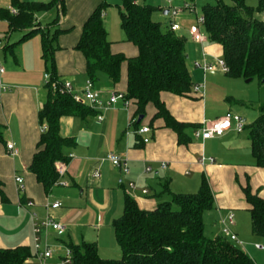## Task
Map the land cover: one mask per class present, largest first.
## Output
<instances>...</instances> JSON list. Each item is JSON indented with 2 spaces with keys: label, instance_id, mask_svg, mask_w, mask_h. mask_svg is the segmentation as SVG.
Segmentation results:
<instances>
[{
  "label": "crops",
  "instance_id": "0c3cea01",
  "mask_svg": "<svg viewBox=\"0 0 264 264\" xmlns=\"http://www.w3.org/2000/svg\"><path fill=\"white\" fill-rule=\"evenodd\" d=\"M104 1L107 2V8L103 11V19L112 42V50L134 57L138 53L137 47L125 40V33L118 30L121 18L117 21L112 12L114 6L111 2L119 0H65L64 13L58 3L47 11L35 14V24L43 28L44 32L47 31L49 37L53 38L56 33L53 47L56 49L54 62L57 75L61 81H72L76 92L82 89L88 76L86 58L75 46L82 34L84 22ZM121 1L120 5L117 4L118 17ZM193 3L196 5L195 1ZM143 4L163 8V13L156 14V17L153 13V18L163 20L169 27L171 17L168 3L162 7L156 0L150 3L144 0ZM174 5H178L175 0ZM0 6L11 8V0H0ZM196 17L194 12H184L179 19L181 29L177 33L187 34L186 51L192 79L194 84L203 83L205 87L202 93L192 92L185 96L162 92L161 99L178 121L189 124L201 126L204 120H214L228 111L236 112L247 120L251 115L247 112L249 109H244V100L223 96V93H219L223 89V78L209 76L216 72H205L194 64L195 61L203 60V50L210 55V59L223 57L211 54L218 47L222 50L219 44H213L208 39L201 44L192 39L189 29L196 23ZM8 29L10 33L5 35L0 47V64L5 67L1 79L9 88L0 93V123L5 128V143L0 145V176L7 196L5 201L0 197L1 248L27 246L34 253L30 214L34 211L39 219L50 213L67 226L62 236L51 232V236L65 245L83 241L96 242L101 257L119 258L113 221L123 213L127 195L134 197L141 208L152 210L159 202L171 197L169 193H163L165 183H169L173 192L194 193L206 179L215 196V207L205 214L206 228L212 236L220 234L222 225L219 220L232 210L235 214L233 231L244 242V249L255 262L264 264V254L260 253L264 249L255 246L257 243L263 245L264 237L252 232L250 205L243 191V187L249 184L253 192H259L264 198V167L255 164L249 134L245 133L248 132L247 128L242 132L231 129L221 137L207 140L195 138L194 128H189L191 141L181 144L177 133L166 127L162 118L152 120L156 111L152 104L148 106L147 114L138 125L135 121L139 122V117H134V106L125 107L123 101H119L114 107L102 109L83 104L91 109L86 116H63L60 119L61 135L75 140L73 146L66 148V153L73 155L63 177L68 185L57 184L46 192L29 170L41 135L39 110L49 96V88L45 82L49 66L43 57L42 34L38 32L20 41L27 29L10 30L9 22L0 20V40ZM12 31H20L22 34ZM95 87L101 90L100 97L104 103L109 100L111 91L124 92L127 87V64L122 66V77L118 84L113 86L110 80L104 78L95 83ZM99 114L104 116V120L98 119ZM259 115L260 107L251 120H256ZM143 126H148L149 131L140 133ZM145 138L149 141L144 142ZM8 141H12L19 150L16 156L8 151ZM109 152L128 159V174L108 160H102ZM201 156L212 157L214 161L200 164L198 159ZM164 163L166 167L162 166ZM95 169L100 171L98 178L91 176ZM17 175L25 179V193L19 190L15 180ZM130 182L136 184V189L130 187ZM142 189H147L148 192L145 194ZM28 200H33L35 205L27 207ZM57 200L62 202V206L47 207V203Z\"/></svg>",
  "mask_w": 264,
  "mask_h": 264
},
{
  "label": "trees",
  "instance_id": "16d2710c",
  "mask_svg": "<svg viewBox=\"0 0 264 264\" xmlns=\"http://www.w3.org/2000/svg\"><path fill=\"white\" fill-rule=\"evenodd\" d=\"M256 6L247 0H217L202 8L205 22L203 31L211 43L220 44L223 58L229 66L226 73L232 78L264 79V22L257 15L264 9V0ZM61 4L65 0L24 1L11 0V8L0 7V19L9 22L10 30H26L20 41L35 33L42 35L43 57L48 64L52 80H60L54 62L53 38L35 24V14ZM107 2H101L88 16L75 48L86 58V73L94 83L104 78L113 86L122 77V66L127 64V87L124 91L134 117L147 114L149 105L155 108L152 120L162 118L165 126L173 129L179 143L191 141L189 128L199 124L178 121L161 99L162 92L185 96L191 95L194 81L188 67L187 37L172 31L170 27L153 18L157 6L122 0L121 28L125 40L137 47L134 57L112 50V42L102 14ZM59 32H57L58 34ZM39 110L41 130L37 150L33 154L29 170L48 192L59 178L56 162H69L66 148L75 140L60 133L63 116H86L91 109L76 102L69 94L53 93ZM143 121V119L141 120ZM141 121L136 122V125ZM255 164L264 167V103L260 115L246 126ZM4 126L0 123V145L5 143ZM7 146V145H6ZM250 205L252 232L264 237V198L253 192L248 184L243 187ZM163 193L170 199L159 202L152 210L143 209L130 195L125 197L123 213L114 219L113 228L117 243L122 249L119 258H103L96 242L69 243L72 250L70 264H257L246 250L230 241L221 231L207 236L205 214L215 207V196L204 179L195 193L173 192L165 183ZM0 197L7 200L4 181L0 176ZM221 220V218H220ZM219 220V221H220ZM33 252L27 246L0 247V264H25Z\"/></svg>",
  "mask_w": 264,
  "mask_h": 264
},
{
  "label": "built area",
  "instance_id": "2783aa9c",
  "mask_svg": "<svg viewBox=\"0 0 264 264\" xmlns=\"http://www.w3.org/2000/svg\"><path fill=\"white\" fill-rule=\"evenodd\" d=\"M135 2H137L135 0ZM169 5L168 10L171 17L169 22V27L172 31L178 32L181 29V24L179 19L181 15L186 11L194 12L196 17V23L193 24L189 32L191 34L192 39L197 42L203 44L207 40V36L203 31V26L205 22V18L203 14L198 13L196 5L194 3L185 2L184 5L178 6L174 5V0H167ZM11 12L13 14H17L18 10L15 8H11ZM104 17V14H102ZM261 20L264 22V9L261 11L260 15ZM203 60L195 61L194 64L198 68H202L205 72H218L222 71L223 73L229 72V66L227 65L225 59L223 57H214L210 59V56L206 51L203 50ZM5 72V67L0 64V93L7 91L9 88L5 86L2 82L1 75ZM45 82L49 85L51 91L53 93H61V94H69L73 97V99L80 104H88L90 107L94 109H102L104 107H114L119 101H123L125 107L130 106V101L127 99L125 93L123 91L113 90L111 91L109 100L104 103L100 97L101 90L95 87V83L87 78L82 89L78 92L74 91V86L72 81H61V80H52L49 72L45 73ZM203 83H197L193 85L192 92L194 93H202L204 89ZM99 120H104V116L102 114L98 115ZM247 126L246 118L242 115L228 111L224 116L216 118L214 120H204L202 125L196 128L193 132V136L195 138H201L203 140L221 137L225 135L231 129H235L237 132H242L245 130ZM45 126L41 128L44 130ZM148 126H143L139 132H147L149 131ZM149 141L147 138L144 139V142ZM7 149L12 156H16L19 153V150L16 148L15 144L12 141L7 142ZM73 155H70L72 158ZM102 160H108L114 166L119 167L125 174L130 172V166L128 163V159L119 156L115 152H109ZM207 161L213 162L214 159L212 157L201 156L198 159L200 164H205ZM166 167V163L162 165ZM68 163L64 161L56 162V170L58 172L59 178L56 181L55 185H63L67 186L68 182H66L63 177L67 172ZM91 176L94 178H98L100 176L99 169H95L92 171ZM17 184L19 185V190L22 193L26 192V183L23 176L17 175L15 177ZM130 187L132 189H136V184L134 182H130ZM143 193H147V189H142ZM35 202L33 200L26 201L27 207H33ZM62 206V202L57 200L52 203H47L48 208H59ZM31 218L33 222V233H34V253L29 256L25 262L32 264H51L55 257V249L54 246H51L49 243V237L51 232H56L58 236H62L66 230L67 226L55 219L53 215L50 213L42 219H39L38 214L34 211H31ZM220 223L222 225V233L233 243L236 245L245 248L244 242L239 238L238 234L233 231L232 227L235 225V214L232 210H230L225 216L221 217ZM44 238V241H43ZM255 246L258 249L263 250L264 245L257 243ZM66 253L65 255L59 256V262L56 264H70L72 262V250L69 246L65 247Z\"/></svg>",
  "mask_w": 264,
  "mask_h": 264
},
{
  "label": "rangeland",
  "instance_id": "374dc122",
  "mask_svg": "<svg viewBox=\"0 0 264 264\" xmlns=\"http://www.w3.org/2000/svg\"><path fill=\"white\" fill-rule=\"evenodd\" d=\"M119 1H121V0H119ZM119 1L118 2H111V4H113L112 6H114L112 8V12L115 15V18L117 19V21L120 20V16L118 17V14H119L118 9L119 8L117 7V4L118 5L121 4V3H119ZM137 1L144 3V0H137ZM151 1H155V0H151ZM151 1L146 0V3H150ZM156 1L159 5H162V7H165L167 5V0H156ZM175 1L179 6L184 5L185 2L193 3L195 1L198 13L202 14V8L205 4L215 3L217 0H175ZM179 3H181V4H179ZM257 3H258L257 0H247V4H249L251 6H256ZM185 12H187V10ZM160 13L161 14L163 13V8H157V10L154 11V16L156 17L157 16L156 14H160ZM257 15L260 17L261 12L257 13ZM0 20L5 21L3 19H0ZM161 22L163 23V26H165V27L168 26V25H166V22H164L163 20ZM43 23H44V25H46L45 20H43ZM118 30L120 32H123L122 28H121V22H120V26H118ZM0 32H1V30H0ZM12 32H14L16 34L18 32V33L22 34V32H20V31H12ZM9 33H10V31L8 29V32H4V34H2L1 40H0V47H2V44L4 43L5 35H9ZM183 34H184V36L187 37V34H185V33H183ZM40 37H41V35H40ZM213 44L217 45V43H213ZM218 46H221V45L219 44ZM211 54L215 55V56H222L223 55V49L220 50L218 47L217 51L212 52ZM209 76H216V78H220V79L223 78V89H222V92L219 91V93H221V94L223 93V96H227V95L228 96H234L235 98L238 97V98H241L244 100V102L246 104L244 109H249L248 111L247 110L246 111L249 112L251 115L249 118H247L246 121L248 124L253 123L255 120H251V118L253 117L252 115L257 113L260 105L262 103H264V82L262 80H260L258 77L251 78V80H248L249 78H244V77H239V78L228 77V75H226L222 71H218L215 74L210 73ZM236 107H238V106H236ZM245 133H248V132L246 131ZM205 224L207 225L206 220H205ZM209 226L210 227L212 226V224L210 222H209ZM206 234H207V236H212L211 232L207 228H206ZM43 241H44V238H43ZM49 243L51 244V246H54V249L56 252V254L54 256L55 258L52 261H50V263L56 264L59 262V256L65 255V253H66L65 247H67L68 244L65 245L61 240H57V239H55L54 236H51V234L49 237ZM118 246H119V244H118ZM246 247H248V246L246 245ZM247 249L249 251H252L251 248H247ZM246 252H247V250H246ZM260 253L264 254V250L260 251ZM121 256H122V249L119 246V252H118L117 257H121ZM254 261H255V259H254ZM256 263L262 264L260 262H256Z\"/></svg>",
  "mask_w": 264,
  "mask_h": 264
},
{
  "label": "water",
  "instance_id": "95a60500",
  "mask_svg": "<svg viewBox=\"0 0 264 264\" xmlns=\"http://www.w3.org/2000/svg\"><path fill=\"white\" fill-rule=\"evenodd\" d=\"M248 80H251V78H249ZM262 81L264 82V79H263ZM143 118H144V115H141V116L139 117V121H141Z\"/></svg>",
  "mask_w": 264,
  "mask_h": 264
}]
</instances>
